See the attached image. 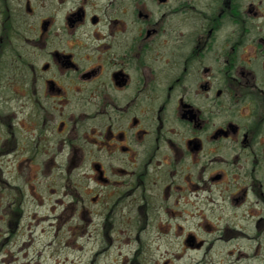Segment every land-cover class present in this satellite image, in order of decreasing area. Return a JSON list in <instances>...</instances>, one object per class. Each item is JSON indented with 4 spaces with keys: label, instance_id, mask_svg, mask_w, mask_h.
Segmentation results:
<instances>
[{
    "label": "flooded vegetation",
    "instance_id": "obj_1",
    "mask_svg": "<svg viewBox=\"0 0 264 264\" xmlns=\"http://www.w3.org/2000/svg\"><path fill=\"white\" fill-rule=\"evenodd\" d=\"M48 214L94 255L264 264V0H0L4 239Z\"/></svg>",
    "mask_w": 264,
    "mask_h": 264
},
{
    "label": "rangeland",
    "instance_id": "obj_2",
    "mask_svg": "<svg viewBox=\"0 0 264 264\" xmlns=\"http://www.w3.org/2000/svg\"><path fill=\"white\" fill-rule=\"evenodd\" d=\"M50 216L48 214V220L39 224L31 217L34 219L33 226L29 228L25 225V229H19L16 237L9 242L4 239L6 229L0 222V264H156L141 258L123 259L124 256H120L115 247L94 255L99 248L93 239L84 232L74 237L67 224L50 225ZM121 248L129 251L135 246L122 245ZM174 264H188V261L181 259Z\"/></svg>",
    "mask_w": 264,
    "mask_h": 264
}]
</instances>
